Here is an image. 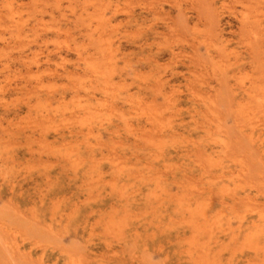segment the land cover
<instances>
[{"label": "rangeland", "instance_id": "1", "mask_svg": "<svg viewBox=\"0 0 264 264\" xmlns=\"http://www.w3.org/2000/svg\"><path fill=\"white\" fill-rule=\"evenodd\" d=\"M0 264H264V0H0Z\"/></svg>", "mask_w": 264, "mask_h": 264}]
</instances>
